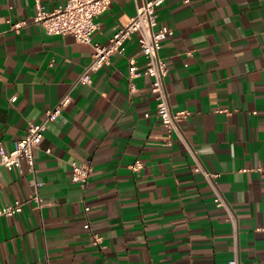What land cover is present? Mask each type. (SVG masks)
Segmentation results:
<instances>
[{
	"label": "crops",
	"instance_id": "crops-1",
	"mask_svg": "<svg viewBox=\"0 0 264 264\" xmlns=\"http://www.w3.org/2000/svg\"><path fill=\"white\" fill-rule=\"evenodd\" d=\"M41 2L52 11L67 0ZM142 4L113 0L93 41L107 44ZM36 12V0H0V141L12 150L64 95L72 101L48 124L34 172L0 169V208L25 202L0 218V264H228L236 247L241 264H264V0L159 8L158 26L173 30L160 51L170 105L189 112L171 144L151 79L130 88L129 59L145 64L137 35L74 87L92 46L47 34ZM20 20L30 23L17 31ZM192 151L217 174L236 231ZM74 161L93 165L86 188L71 179Z\"/></svg>",
	"mask_w": 264,
	"mask_h": 264
},
{
	"label": "built area",
	"instance_id": "built-area-1",
	"mask_svg": "<svg viewBox=\"0 0 264 264\" xmlns=\"http://www.w3.org/2000/svg\"><path fill=\"white\" fill-rule=\"evenodd\" d=\"M166 0H143V4L137 9V13L132 15L126 23L119 24L107 44H101L93 41V36L99 28L97 17L106 12L113 0H67L62 7L49 11L41 0H36L37 12L33 23L42 26L47 34L51 35H72L78 42L90 44L93 48L91 61L84 68L74 84L85 85L90 82L92 73L98 71L111 62L114 54H124L125 43L133 35H137L141 52L145 57L144 66H139L132 57L129 59V80L131 90L135 89L133 80L139 76H147L151 79V91L156 99V116L161 120L167 132V144H171L175 135H180V122L187 117L188 111H173L170 105L169 93L166 89V76L169 69L167 63L161 58L160 51L162 42L173 35V30L166 26H158V10ZM190 3L191 0H184ZM11 22V19L8 20ZM30 22L20 20L12 23V28L20 30ZM72 101L71 95H64L59 102L48 109L43 121L31 123L24 137L15 142L14 148L6 150L4 143L0 141V169L2 167L14 169L22 167L24 163L28 165L31 172L35 171L36 156L35 149L39 148L43 142L45 132L50 122L55 121L62 113L64 108ZM182 137V136H181ZM49 151V150H48ZM196 161V170L201 171L206 179L211 183L215 190V202L217 206L224 207L229 213V219L236 231V217L232 213L231 207L218 186L215 184L216 173L207 170L192 151ZM141 166L140 161H136L133 169ZM93 171V165L90 161L72 163L73 182L86 188L90 174ZM35 200L40 206H43V200L39 196V184L35 183ZM25 202L16 200L14 203L0 208L1 217H11L23 210ZM88 211L89 207L86 206ZM89 227V224H87ZM264 230V227L262 228ZM93 244H98L101 237L96 233L91 234ZM228 264H241L238 249L236 247L234 256Z\"/></svg>",
	"mask_w": 264,
	"mask_h": 264
}]
</instances>
